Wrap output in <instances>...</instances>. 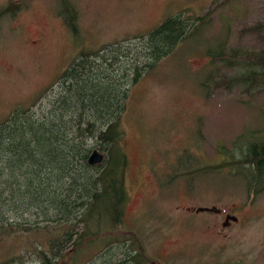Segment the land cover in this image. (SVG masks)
I'll return each mask as SVG.
<instances>
[{
    "label": "rangeland",
    "instance_id": "374dc122",
    "mask_svg": "<svg viewBox=\"0 0 264 264\" xmlns=\"http://www.w3.org/2000/svg\"><path fill=\"white\" fill-rule=\"evenodd\" d=\"M68 1L76 28L60 15L62 0H0V123L34 103L80 52L148 34L178 14L203 20H194L128 92L121 116L128 158L121 226L99 234L92 248L86 243L72 258L66 254L64 264L113 261L121 252L117 242L127 236L147 264H264V188L249 190L246 171L210 169L225 163L233 145L243 158L248 143L264 140V89L202 84L211 73L247 70L228 62L238 60L229 56L233 49L249 62L264 55V27L247 29L264 26V0ZM219 50L228 65L214 58ZM188 169L191 174L181 175ZM258 180L262 186L264 175ZM199 206L221 211L195 212ZM226 214L237 220L223 227ZM35 219L44 228L40 218L21 217ZM48 237L43 229L0 233V264H41L36 246Z\"/></svg>",
    "mask_w": 264,
    "mask_h": 264
},
{
    "label": "trees",
    "instance_id": "16d2710c",
    "mask_svg": "<svg viewBox=\"0 0 264 264\" xmlns=\"http://www.w3.org/2000/svg\"><path fill=\"white\" fill-rule=\"evenodd\" d=\"M61 7L59 13L67 26L76 28L70 2L62 0ZM194 20L203 18L178 14L148 34L80 52L34 103L17 107L0 123L1 234H37L43 229L49 237L45 245L36 246L41 264H64L66 254L72 258L86 243L92 248L99 234L121 226L128 198L121 116L128 92L185 38ZM262 27L247 29L256 33ZM262 52L249 62L242 51L233 49L229 56L238 60L228 62L247 70L231 77L211 73L203 86L216 89L240 84L245 93L258 86L264 89ZM212 54L228 65L225 52ZM232 147L225 163L210 169L246 171L248 189L261 191L264 182L259 186L258 179L264 175V146L260 149L257 141L248 143L243 158H239L242 151L235 155ZM93 149L103 154L99 164L88 163ZM23 215L40 218L46 225L40 227L36 219L22 221ZM117 243L122 244L121 252L105 264H147L135 240L127 236Z\"/></svg>",
    "mask_w": 264,
    "mask_h": 264
},
{
    "label": "water",
    "instance_id": "95a60500",
    "mask_svg": "<svg viewBox=\"0 0 264 264\" xmlns=\"http://www.w3.org/2000/svg\"><path fill=\"white\" fill-rule=\"evenodd\" d=\"M103 160L102 152L98 151L97 149H93L90 155L88 156V163L89 164H99ZM214 212L219 213L221 210L215 206L207 207V206H199L195 208V212ZM237 217L235 215L226 214L224 217V221L222 222V226H227L230 222L236 221Z\"/></svg>",
    "mask_w": 264,
    "mask_h": 264
},
{
    "label": "flooded vegetation",
    "instance_id": "af4514ba",
    "mask_svg": "<svg viewBox=\"0 0 264 264\" xmlns=\"http://www.w3.org/2000/svg\"><path fill=\"white\" fill-rule=\"evenodd\" d=\"M259 148L261 149L264 146V140L258 143Z\"/></svg>",
    "mask_w": 264,
    "mask_h": 264
}]
</instances>
